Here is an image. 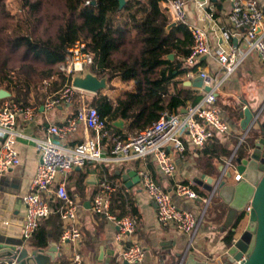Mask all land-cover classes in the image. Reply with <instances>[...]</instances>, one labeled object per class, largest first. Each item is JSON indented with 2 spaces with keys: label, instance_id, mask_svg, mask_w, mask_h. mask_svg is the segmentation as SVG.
Instances as JSON below:
<instances>
[{
  "label": "crops",
  "instance_id": "crops-1",
  "mask_svg": "<svg viewBox=\"0 0 264 264\" xmlns=\"http://www.w3.org/2000/svg\"><path fill=\"white\" fill-rule=\"evenodd\" d=\"M184 1L185 17H187L188 23L198 25L205 30L212 48H221L227 52L233 49L237 59L240 60L234 73L219 87L215 104L221 111L223 120L231 129L230 135L227 137L214 135L200 149L191 144L187 131L182 126L175 134L174 139L182 145L184 150L177 151L171 145L166 147L175 168H177L173 179L164 177L150 156L124 162L96 163L88 161L83 168L72 170L66 177L65 187L69 198L77 206L76 225L81 232L79 245L74 248L71 245H61L60 243L63 222L59 215L62 204L58 201L49 202L52 211L49 218L40 222L31 239L23 241L29 250H46L51 245L57 246V257L51 264H66L74 254L81 257L82 264H104L107 259L110 261L109 264H127L119 259L122 247L115 241L117 229L114 223L94 214L91 210V203L99 190V183L102 181L108 182L115 188L110 197V211L112 209L118 214H123L122 218L130 217L136 222L135 232L130 240L138 243L144 249L145 256L141 262L135 264H178L180 257L187 256V254L192 256L194 261L213 263L218 256L232 247V240H237L246 230L248 222L243 216L232 236L231 245L227 244L226 219L230 208L224 198L220 196V189H215V185L220 180L227 161H230L232 167L227 170L226 176L221 178L223 188H229L236 184L229 177L238 169L235 160L245 158L247 150L250 148L248 142L252 138L250 132L245 138L243 137L246 132L240 129L239 112L247 107L257 114L264 105V66L257 53L250 52L245 55V43L241 32L232 31L228 16L229 0ZM255 1L258 9L264 15V0ZM199 4H203V6L199 7ZM164 7L163 3L159 1V8L171 25L173 22L169 21ZM178 25L180 24L172 26L166 32H170ZM222 32H228L234 36L225 41ZM174 35L178 40L183 41L184 37L180 32L176 31ZM167 61L170 65L166 66V70L176 75V70H179L178 62L184 63L185 58L179 54L178 50H174L167 57ZM195 67V71L201 69L207 73L219 74V68L213 57L201 59ZM88 69L90 71V67ZM197 77L183 74L172 79L169 87L170 94L165 99L169 101L175 97L182 105L170 115L174 114L180 119H184L187 109L201 103L205 94L203 87L196 88L192 85ZM56 80L49 82L44 98L28 100L27 106L36 108L34 119L28 124H23L20 120L16 123V131L19 136L16 137L14 150L18 155L19 164L6 174L0 175V235L22 239V226L25 217L22 199L28 193L31 181L40 164L34 140L45 139L47 128L50 125L60 127L67 120H76L77 131L67 134L65 138L53 136L51 141L53 144L65 148L79 145L94 136V132L86 127L84 120H77L79 114L84 115L87 107H93L91 106L93 98L101 95L114 102L121 94L134 90L133 82L122 83L119 78H114L110 82L107 81L106 89L96 95L79 90L72 104H62L53 110L45 111L43 107L45 100L57 93L64 84V82L61 83L55 89ZM2 102L0 100V105ZM104 119L108 130L114 136L124 138L128 134H133L129 131V126L125 121L118 119L123 122V128L120 129L112 125L117 120L109 123L106 118ZM110 124L113 129L109 127ZM114 129L121 131L120 134L115 135ZM254 138L253 143H256L260 136L256 134ZM111 146L110 140H104L101 143V152L105 159L109 158ZM226 152L229 154H224ZM91 171L94 172L93 176ZM128 171L136 172L138 177L139 172L146 171L163 191L170 194L174 205L182 210L192 212L200 219L197 233L192 239L186 234L159 226L155 217L154 204L144 192L140 179L136 184L133 183L134 178L123 179ZM94 176L98 179L97 185L88 183L89 180H94ZM177 184L191 186L198 196L197 199L191 202L184 198H178L174 193ZM225 193L230 196L228 191ZM204 201H208V204L206 205ZM111 214L114 215L112 212ZM43 234L46 240L45 246L36 245ZM100 251H103L102 259H100Z\"/></svg>",
  "mask_w": 264,
  "mask_h": 264
},
{
  "label": "built area",
  "instance_id": "built-area-1",
  "mask_svg": "<svg viewBox=\"0 0 264 264\" xmlns=\"http://www.w3.org/2000/svg\"><path fill=\"white\" fill-rule=\"evenodd\" d=\"M197 2V0H192ZM165 6L170 22H176L184 26L191 38L188 56L185 58L187 67L195 66L201 59L213 57L219 68V74L207 73L198 69L189 74L190 77L199 76L202 79V87L209 88L198 105L187 109L184 119L177 115L164 112L160 118L148 128L138 133L128 134L124 138L114 136L108 130L107 123L98 110L87 107L83 114H79L77 120H84L86 127L94 132V136L72 148L59 147L52 143L51 137L65 138L67 134L77 131V121L67 120L60 127L50 125L47 128V136L43 140H34L35 149L39 154L38 165L34 178L29 186L28 193L23 197L25 208L24 223L22 226V239H31L37 231L40 222L46 220L50 214V201H58L62 204L59 215L63 222V231L60 238L61 245H71L74 248L81 242V232L76 225L77 206L67 194L65 180L67 175L75 168H83L86 162L101 163L105 161L124 162L137 160L150 156L157 164L159 171L167 179H173L177 168L173 163L166 147L171 145L177 151L182 152V145L174 139L175 134L184 126L191 144L196 148H202L214 135L227 137L231 129L223 120L221 111L215 106L218 89L221 84L231 76L240 60L237 59L233 49L227 51L221 48H212L205 30L191 23L185 17L184 0H161ZM229 24L232 31L242 34L245 43V55L250 52L257 53L260 62L264 66V15L257 7L255 0H229ZM86 4H89L87 2ZM203 4H199L202 7ZM225 41L232 36L228 32H222ZM86 44L75 41L67 48L66 58L56 64L48 82L56 80L58 75L63 76L64 84L54 95L44 102V110L50 111L59 105L73 103L76 93L79 91L71 84L74 74H81L93 64V56L86 50ZM0 105V175L6 174L19 164V158L14 150L16 137V123L20 120L23 124L30 123L35 116L36 108L24 106L8 99L2 100ZM264 110V105L260 111ZM259 111V112H260ZM250 132V131H249ZM247 132L243 137L245 138ZM110 140L112 143L109 158L105 159L101 152V143ZM242 140V139H241ZM221 178L230 170L231 163L227 161ZM141 186L154 204L156 221L162 228L173 229L188 235L191 239L197 233L199 220L192 212L180 209L171 201L170 194L163 191L146 171L139 172ZM215 185L218 188L221 179ZM233 183L242 179V174L235 170L229 177ZM115 191L114 186L106 181L99 183V190L91 203L94 214L100 215L107 221L114 223L117 233L115 241L122 247L119 259L127 264H135L144 259L145 251L136 242H131L135 232L136 222L130 217L117 219L110 211V197ZM175 195L194 202L197 194L191 186L184 184L175 185ZM208 204V201H204ZM252 205L247 203L243 214L248 222ZM232 245L237 241L232 240ZM246 256L242 254L235 264H244ZM0 264H15L14 260H0ZM66 264H82L81 257L74 254Z\"/></svg>",
  "mask_w": 264,
  "mask_h": 264
},
{
  "label": "trees",
  "instance_id": "trees-1",
  "mask_svg": "<svg viewBox=\"0 0 264 264\" xmlns=\"http://www.w3.org/2000/svg\"><path fill=\"white\" fill-rule=\"evenodd\" d=\"M7 1L0 0V88L12 94L9 100L27 106L32 86L49 79L54 66L66 58L67 48L81 40L93 56L90 71L97 78L134 84L132 92L114 102L101 95L93 98L91 106L109 123L121 119L131 133H138L182 105L175 97L166 101L170 83L196 67L178 62L174 75L166 70L167 57L178 50L186 58L191 38L182 25L166 32L169 22L159 8L161 0H125L121 9L117 0H17V16L10 13ZM176 31L183 41L176 38ZM56 79L55 89L64 82L61 75ZM250 133L251 148L256 134ZM111 212L117 219L123 216ZM243 216L238 213L228 228V245ZM45 241L43 234L36 245L45 246Z\"/></svg>",
  "mask_w": 264,
  "mask_h": 264
},
{
  "label": "water",
  "instance_id": "water-1",
  "mask_svg": "<svg viewBox=\"0 0 264 264\" xmlns=\"http://www.w3.org/2000/svg\"><path fill=\"white\" fill-rule=\"evenodd\" d=\"M120 9L125 5V0H117ZM177 23L173 22L168 25L166 31ZM107 78L99 79L93 75L88 68L81 74H74L71 78V84L74 88L96 95L106 89ZM202 79L197 77L192 85L196 88H202ZM209 88L203 87L204 92H209ZM11 94L0 90V100L10 98ZM240 129L243 132H253L260 136V139L253 144L252 148L247 150L244 159H236L238 173L242 174V179L235 186L223 188V183L218 185L220 196L224 198L230 208L226 227L232 225V221L238 213L244 211L247 203L252 205V210L248 218V226L245 232L249 235L248 247L245 251L238 248L237 242L232 245L224 254L218 256L213 263L194 261L192 256H182L178 264H235L242 254L246 256L244 264H264V110L254 114L251 109L244 107L239 112ZM113 127L123 128V122L117 120L113 122ZM112 134V132H110ZM94 175V172H90ZM228 176V175H227ZM126 177L134 178L133 183L139 182V177L134 171H128ZM89 180V184L97 185L98 179ZM88 179H91L88 177ZM223 188V189H222ZM228 191L230 196L225 193ZM237 241V240H236ZM58 248L55 245L49 246L46 250L33 249L29 250L24 245L22 239L10 238L0 235V259L14 260L15 264H51L57 257ZM103 251H100L102 259ZM109 259L104 264H109Z\"/></svg>",
  "mask_w": 264,
  "mask_h": 264
},
{
  "label": "rangeland",
  "instance_id": "rangeland-1",
  "mask_svg": "<svg viewBox=\"0 0 264 264\" xmlns=\"http://www.w3.org/2000/svg\"><path fill=\"white\" fill-rule=\"evenodd\" d=\"M7 7L13 16H17V14L19 13V5L17 0H8ZM16 66L17 65L12 66L14 68V71L18 70V67ZM48 80L49 79L41 80L37 82L34 87L32 86L30 95L28 96V100L32 101L33 99L40 100L44 98L47 94L48 84H50ZM249 239L250 237L246 232H244L243 235L239 236L237 238L238 248L242 251H245L248 247Z\"/></svg>",
  "mask_w": 264,
  "mask_h": 264
},
{
  "label": "bare ground",
  "instance_id": "bare-ground-1",
  "mask_svg": "<svg viewBox=\"0 0 264 264\" xmlns=\"http://www.w3.org/2000/svg\"><path fill=\"white\" fill-rule=\"evenodd\" d=\"M251 134V133H250ZM245 232V231H244ZM187 256H188V254H187Z\"/></svg>",
  "mask_w": 264,
  "mask_h": 264
}]
</instances>
